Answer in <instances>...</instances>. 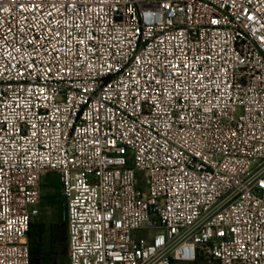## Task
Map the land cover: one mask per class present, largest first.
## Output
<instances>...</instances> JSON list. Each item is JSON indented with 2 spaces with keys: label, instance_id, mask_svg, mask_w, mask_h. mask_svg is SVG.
<instances>
[{
  "label": "built area",
  "instance_id": "2783aa9c",
  "mask_svg": "<svg viewBox=\"0 0 264 264\" xmlns=\"http://www.w3.org/2000/svg\"><path fill=\"white\" fill-rule=\"evenodd\" d=\"M51 172L69 264H264V0H0V264Z\"/></svg>",
  "mask_w": 264,
  "mask_h": 264
},
{
  "label": "trees",
  "instance_id": "16d2710c",
  "mask_svg": "<svg viewBox=\"0 0 264 264\" xmlns=\"http://www.w3.org/2000/svg\"><path fill=\"white\" fill-rule=\"evenodd\" d=\"M31 264H62L68 259V225L66 214L45 226L31 221L29 232Z\"/></svg>",
  "mask_w": 264,
  "mask_h": 264
},
{
  "label": "rangeland",
  "instance_id": "374dc122",
  "mask_svg": "<svg viewBox=\"0 0 264 264\" xmlns=\"http://www.w3.org/2000/svg\"><path fill=\"white\" fill-rule=\"evenodd\" d=\"M65 210L58 175L54 172L47 173L42 180L41 199L37 212L32 216V222L45 226L58 221ZM62 264H68V261Z\"/></svg>",
  "mask_w": 264,
  "mask_h": 264
}]
</instances>
